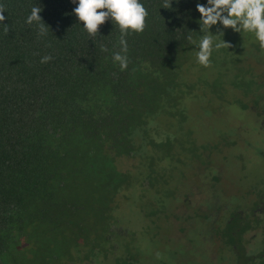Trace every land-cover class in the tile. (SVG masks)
Masks as SVG:
<instances>
[{
    "label": "trees",
    "instance_id": "16d2710c",
    "mask_svg": "<svg viewBox=\"0 0 264 264\" xmlns=\"http://www.w3.org/2000/svg\"><path fill=\"white\" fill-rule=\"evenodd\" d=\"M142 2L145 28L125 37L121 70L110 20L93 37L71 0H0V264L22 254L56 261L68 243L85 264L111 252L92 240L86 212L110 218L129 178L119 161L142 158L163 140L151 136L159 118L183 112L180 75L197 47L185 37L198 42L196 4L206 0ZM35 5L49 28L43 37L26 23ZM44 56L52 59L41 63ZM175 209L170 225L182 221ZM110 230L101 232L107 242ZM176 256V264L185 257Z\"/></svg>",
    "mask_w": 264,
    "mask_h": 264
},
{
    "label": "rangeland",
    "instance_id": "374dc122",
    "mask_svg": "<svg viewBox=\"0 0 264 264\" xmlns=\"http://www.w3.org/2000/svg\"><path fill=\"white\" fill-rule=\"evenodd\" d=\"M210 31L223 32L222 39L230 47L215 51L209 67L197 63V47L189 53L176 99L183 112L159 118L151 136L163 140L143 149L142 158H125L117 164L129 178L115 198L117 209L111 213L110 222L101 214L93 218L92 210L86 212L92 221V240L98 245H113L110 253H100L98 260L89 264H176L182 248L171 237L177 223L168 224L167 217L175 208V213L182 211V184L196 179L205 162L223 163L224 159L231 185H226L225 193H235L234 187L246 182L244 176L233 172L236 157L245 148L237 137L252 142L253 147H264V137L253 132L256 124L250 109L251 100L255 110L264 109V48L252 34L235 33L220 25ZM238 130L242 133L235 135ZM208 151L210 160L205 155ZM249 166L252 176L259 174L261 168L253 161ZM193 222L199 225L197 218ZM104 229H111V241L101 236ZM69 246L56 261L22 254L9 256L7 264H85L75 259Z\"/></svg>",
    "mask_w": 264,
    "mask_h": 264
},
{
    "label": "flooded vegetation",
    "instance_id": "af4514ba",
    "mask_svg": "<svg viewBox=\"0 0 264 264\" xmlns=\"http://www.w3.org/2000/svg\"><path fill=\"white\" fill-rule=\"evenodd\" d=\"M250 109L256 124L253 132L264 137V109L255 110L252 100ZM238 133L242 132L235 135ZM237 139L244 141L245 148L236 157L233 172L244 176L246 182L235 186V193H225L230 185L226 159L223 163L205 162L198 170L200 177L182 184L178 196L182 221L171 232L176 245L185 247V257L177 264H264V147ZM223 145L228 147L226 141ZM205 155L210 160L211 151ZM252 161L261 168L254 176L248 171ZM220 251L226 252L221 255Z\"/></svg>",
    "mask_w": 264,
    "mask_h": 264
},
{
    "label": "clouds",
    "instance_id": "9594fccd",
    "mask_svg": "<svg viewBox=\"0 0 264 264\" xmlns=\"http://www.w3.org/2000/svg\"><path fill=\"white\" fill-rule=\"evenodd\" d=\"M71 2L77 5L73 10L74 15L89 36H97L99 26L109 20L119 29L120 51L115 52L112 59L118 63L121 70L127 69L129 58L125 37L132 33L143 32L148 16L142 0H71ZM172 3L173 0H166L164 8H170ZM41 10L39 6H33L26 23L36 24L38 34L43 37L49 32V28L39 16ZM196 12L200 17L199 40L194 41L191 32H188L185 38L190 43L196 44V61L199 65L209 67L215 51L230 47L222 39L223 32L212 34L210 31L217 25L222 26L223 29H231L235 33L252 34L260 47L264 48V0H206L204 4H196ZM2 20L4 16L0 15V21ZM51 59V56H44L40 62L47 63Z\"/></svg>",
    "mask_w": 264,
    "mask_h": 264
}]
</instances>
